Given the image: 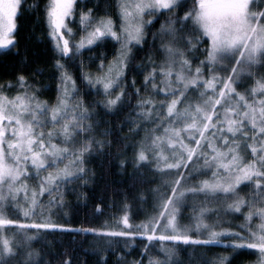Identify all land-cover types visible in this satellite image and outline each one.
Returning <instances> with one entry per match:
<instances>
[{
  "label": "snow or ice",
  "instance_id": "obj_1",
  "mask_svg": "<svg viewBox=\"0 0 264 264\" xmlns=\"http://www.w3.org/2000/svg\"><path fill=\"white\" fill-rule=\"evenodd\" d=\"M90 2L46 0L53 56L28 68L18 21L40 4L0 0V53L24 55L28 69L0 82V264H48L32 245L53 234L92 235L97 264L117 255L114 244L123 246L117 264H182L179 252L193 246L232 253L200 264H232L244 251L264 264V0H114L103 15ZM107 44L112 59L101 53L86 70L83 50ZM45 71L49 84L37 79ZM126 111L107 127L103 117ZM113 157L127 177L112 192L120 214L70 227L68 197L86 201L81 189L97 179L89 165ZM149 200L150 212L141 207Z\"/></svg>",
  "mask_w": 264,
  "mask_h": 264
},
{
  "label": "trees",
  "instance_id": "obj_2",
  "mask_svg": "<svg viewBox=\"0 0 264 264\" xmlns=\"http://www.w3.org/2000/svg\"><path fill=\"white\" fill-rule=\"evenodd\" d=\"M32 2L33 0H29V3ZM36 2L40 4V10L33 11L29 8L23 13V15L20 16L18 21L20 26L18 36L20 51L22 54L26 53L28 60L32 61V63H29L28 68H44L46 65H50L51 57L53 56L50 41L45 34L46 28L44 17L42 15L46 0H36ZM93 2L99 3V8L96 9L97 15H103L105 10L113 11L111 5L114 3V0H93ZM93 2H90L88 7H93ZM188 5H191V0H188ZM162 20L163 18H161V21ZM69 26H76V29L72 27L73 31L79 33L78 24L72 23ZM156 28H159V24L156 25ZM114 51L115 49L112 44H107L105 47L97 48L91 52L83 50V55L80 59L84 61L86 70L95 72V65L98 63V57L101 53L105 55L107 62L112 59ZM141 55H143V53ZM23 59L24 55L17 58L12 55L0 53V82H14V73H20L21 71L27 72L28 69H24L20 64V61ZM47 76L48 71H45L44 76L38 77L37 79L43 84H49L50 81L47 79ZM132 78L133 76L130 75L129 80ZM135 78L138 81L143 79V77L139 75L135 76ZM137 86L139 87V84ZM243 90L244 89L242 88L238 89V91ZM12 94H14V90ZM54 95V92L49 93L48 95L41 97V99L47 100L50 97L54 98ZM93 99H100V97H93ZM133 103H135V101H133ZM125 116H127V111L119 117L105 116L103 119L110 122L107 127L111 128ZM104 130L105 126H102L100 131L102 132ZM120 135H127V129H125L124 132H121ZM108 139H111V137H108ZM89 166L95 168V171L97 172L96 183L95 185L89 186L87 189H81V191H85L88 194V199L86 201L80 200L77 202L74 195L68 197V200L72 205L71 211L67 217L70 227H99L101 224L109 221V218L112 215L120 214V198L119 196L113 198L112 192L113 190H120L125 187L127 177L119 174L122 170L115 166L114 157L110 160L107 158H101L100 160L93 161ZM128 171L131 172L132 169L129 168ZM145 179L148 180L151 179V177H145ZM157 186V184H146L142 190L146 192L147 189L156 188ZM249 192L250 189H245L241 192V195L245 196ZM113 199L116 201L115 208L111 207ZM100 200L104 201V215L94 214L93 212L94 207ZM151 204L152 201L149 200L147 204L142 205L141 207L142 209L150 212ZM187 215L188 213H185V216ZM142 219H144V217L140 216L137 222ZM225 219L231 221L233 225L242 223V219H234L232 216H227ZM183 222L187 223L188 221L185 220ZM225 243H227L226 240ZM32 247L36 250L42 249V254H47L45 255V260L48 264H61V261L65 259H70L71 264H97V261L100 259V256L97 255L100 248L92 235L73 236L71 234H53L45 237L38 243L34 242ZM122 247L123 246L121 244H114L112 246V250L116 251L117 255L109 256L108 264H117V258L121 254L119 249ZM106 253L107 248L105 246V251L101 252L100 255H105ZM190 253H192L191 256L189 255ZM213 254L227 256L232 253L229 249H225L222 246H216L209 249L193 246L179 252V259L182 261V264H200V261L204 258V256H212ZM137 258V253L133 252L132 255L127 256L125 259L131 261ZM254 259V256H251L247 253V251H244L235 257L232 264H251Z\"/></svg>",
  "mask_w": 264,
  "mask_h": 264
},
{
  "label": "rangeland",
  "instance_id": "obj_3",
  "mask_svg": "<svg viewBox=\"0 0 264 264\" xmlns=\"http://www.w3.org/2000/svg\"><path fill=\"white\" fill-rule=\"evenodd\" d=\"M70 27H73L76 29V26H70ZM78 36H76V39L78 40L79 39V33L77 32ZM222 243H225V241H223Z\"/></svg>",
  "mask_w": 264,
  "mask_h": 264
}]
</instances>
